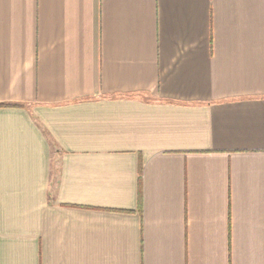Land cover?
I'll return each instance as SVG.
<instances>
[{
	"label": "crops",
	"instance_id": "1",
	"mask_svg": "<svg viewBox=\"0 0 264 264\" xmlns=\"http://www.w3.org/2000/svg\"><path fill=\"white\" fill-rule=\"evenodd\" d=\"M0 264H264V0H0Z\"/></svg>",
	"mask_w": 264,
	"mask_h": 264
},
{
	"label": "trees",
	"instance_id": "2",
	"mask_svg": "<svg viewBox=\"0 0 264 264\" xmlns=\"http://www.w3.org/2000/svg\"><path fill=\"white\" fill-rule=\"evenodd\" d=\"M139 198H140V195H139Z\"/></svg>",
	"mask_w": 264,
	"mask_h": 264
}]
</instances>
